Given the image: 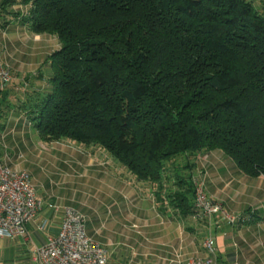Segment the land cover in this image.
Wrapping results in <instances>:
<instances>
[{"label":"trees","instance_id":"obj_1","mask_svg":"<svg viewBox=\"0 0 264 264\" xmlns=\"http://www.w3.org/2000/svg\"><path fill=\"white\" fill-rule=\"evenodd\" d=\"M9 15L59 45L21 108L39 141L104 149L199 222L193 157L264 178V0H1Z\"/></svg>","mask_w":264,"mask_h":264},{"label":"crops","instance_id":"obj_2","mask_svg":"<svg viewBox=\"0 0 264 264\" xmlns=\"http://www.w3.org/2000/svg\"><path fill=\"white\" fill-rule=\"evenodd\" d=\"M12 10L25 14L27 7L14 6ZM1 18V41L5 40L2 29L28 31L8 21L9 16ZM17 37L10 41L16 46L21 43ZM1 62L7 65L6 57ZM45 76L48 78L51 72ZM25 78L13 76L0 93V159L7 167L29 174L39 199L33 184L35 177L22 165L11 162L10 151L19 153L20 158H31L41 172L59 174L65 189L82 192L73 208L84 215L88 236L107 251V264L112 256L119 255V244L136 256L133 264H140L141 254L146 252L152 256L148 264H188L191 259L208 257L201 246L207 235L216 245L213 264H264L263 177L243 175L219 151L199 154L192 158V173L200 174L207 196L223 205L225 213L235 219L233 223L221 216L199 222L180 216L167 205L161 211L155 203V188L137 181L104 149L64 140L39 141L21 108L32 92L44 93L51 87L41 75L37 80ZM42 202L43 214L27 226L25 236L0 239V264H34L35 249L57 232L63 212L55 216L48 208L53 202L48 206ZM45 218L49 228L41 231L39 226Z\"/></svg>","mask_w":264,"mask_h":264},{"label":"built area","instance_id":"obj_3","mask_svg":"<svg viewBox=\"0 0 264 264\" xmlns=\"http://www.w3.org/2000/svg\"><path fill=\"white\" fill-rule=\"evenodd\" d=\"M10 80L9 67L0 62V90ZM193 184V206L198 219L210 221L221 216L232 224L235 219L225 213L223 205L208 198L200 176L193 180ZM48 208L57 210L54 202ZM43 211V202L37 197L29 174L7 167L0 159V239L25 236L27 226ZM85 224L83 214L71 208L64 209L57 232L35 249L34 264H107V251L88 236ZM48 228L49 222L45 218L39 229L45 231ZM202 247L208 257L191 259L188 264L214 263L217 250L211 235L205 237Z\"/></svg>","mask_w":264,"mask_h":264},{"label":"rangeland","instance_id":"obj_4","mask_svg":"<svg viewBox=\"0 0 264 264\" xmlns=\"http://www.w3.org/2000/svg\"><path fill=\"white\" fill-rule=\"evenodd\" d=\"M257 5L259 6V4ZM12 12L16 11L12 10ZM10 18L11 19H8V21H13V18ZM0 19H2L1 16ZM7 26L8 25H5V27ZM19 29L13 32L8 29L6 31L2 29V34H4L5 40L1 41L0 39V58L3 60V58L6 57V63L11 73V79L13 76L15 78H22L25 76L27 81H30V78H35L33 80H37L38 75L45 78V75L52 72L50 67H48V64L45 63L46 59L48 55L59 47L58 41L53 36H36L31 32L21 31V29ZM15 37L18 38V41H21L17 46L16 44L14 45L11 43ZM9 155L12 157V161L10 160L12 163L19 166L22 165V169L29 171L31 176L33 178L35 177L33 180L34 187L37 188V193H39V197L44 201L45 206H48L50 202H54L57 208V210L54 211L55 216L60 215V213L66 208L75 209L73 208V205L77 199L80 198V193L82 194V192L78 191V193H76L74 190L65 189V182H60L58 179L59 174H56V176L55 174L51 175L46 172H41L40 168L31 158L29 159L26 156H24L25 158H20V154L13 151H10ZM36 172H39V174L37 173L36 175ZM103 233L106 232L103 231ZM204 239L201 242V246ZM108 251H111V249H108ZM118 252L119 255L116 257L112 256L109 264L135 263L134 259L136 256L132 254L131 250H127L126 247L120 246L119 244ZM141 256L142 260L140 264H148V262L152 260V256H149L148 252L142 253Z\"/></svg>","mask_w":264,"mask_h":264}]
</instances>
